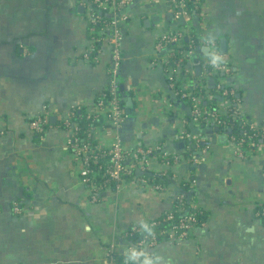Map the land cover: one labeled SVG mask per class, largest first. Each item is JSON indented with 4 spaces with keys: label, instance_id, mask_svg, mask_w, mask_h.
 <instances>
[{
    "label": "crops",
    "instance_id": "crops-1",
    "mask_svg": "<svg viewBox=\"0 0 264 264\" xmlns=\"http://www.w3.org/2000/svg\"><path fill=\"white\" fill-rule=\"evenodd\" d=\"M170 4L131 0L123 8L118 74L128 115L120 130L124 146L159 145L165 156L153 158L150 169L167 183L161 190L145 187L135 171L118 191L91 202L68 146L71 131L61 123L75 109L94 111L109 83L112 47L104 41L87 57L84 0H0V264L119 261L128 247L122 231L160 218L182 195L205 225L183 241L148 250L160 264H264V222L256 215L264 201V149L243 157L226 128L194 122L190 104L174 97L163 64H152L158 37L176 24ZM203 6L206 16L195 17L193 26L204 38L227 40V82L243 113L260 124L264 0H203ZM218 100L221 106L223 97ZM39 116L48 121L42 138L30 127ZM99 127L95 138L109 147L112 132Z\"/></svg>",
    "mask_w": 264,
    "mask_h": 264
},
{
    "label": "built area",
    "instance_id": "built-area-1",
    "mask_svg": "<svg viewBox=\"0 0 264 264\" xmlns=\"http://www.w3.org/2000/svg\"><path fill=\"white\" fill-rule=\"evenodd\" d=\"M87 5L86 16L89 23V31L91 33L90 48L87 57H92V53H98V44L108 42L112 47V65L109 68V83L106 89L101 93L99 101L93 112H88V117H103L108 122V128L112 132V142L109 147H103L100 143H91L88 141L84 145H80L78 125L70 128L71 137L68 139V146L73 152L75 161L79 165L82 182L88 187L89 200L91 202H100L101 187L105 192L112 190L110 182H117L115 189L118 191L124 184L125 176L132 175L135 171L140 175L137 180L145 187H151L161 190L163 187L155 182L150 169V161L153 158L159 159L164 157L161 147L137 146L127 149L124 146L120 130L127 119V112L122 107L121 95L119 91L120 83L118 81L119 69L122 61V26L121 22L127 19L123 14V8L131 2V0H84ZM155 1V0H153ZM195 9L198 11L196 17L203 21L206 11L202 0H192ZM171 9L175 21V27L162 33L156 43L155 53L152 64L161 63L168 71L169 84L173 95L176 99L191 103V113L194 122H212L215 125H224L225 120L222 119L221 113L230 115L234 124L241 126L240 137H235L227 130L228 139L234 143L238 155L245 157L247 154H255L257 151L264 149V121L256 124L247 118L239 107V101L233 96L236 90L228 84L230 68L224 60L225 55L221 51V47L216 39L210 44L211 38H204L198 32L193 31V19L187 9L185 0H171ZM202 23V22H201ZM174 45V46H172ZM208 47L209 54L205 55L200 52L201 48ZM210 53H215L223 57L221 66L216 67L209 61ZM195 56L194 61L193 57ZM201 67V75L196 76L195 67ZM222 73L217 84L219 95L223 97L224 103L216 106L213 102V92L209 88L207 77L211 74ZM179 78L181 79L178 82ZM177 80V81H176ZM109 99L108 102H105ZM170 106V103H167ZM74 111L72 113V117ZM71 117V118H72ZM71 119L65 123L70 124ZM104 121V122H105ZM47 119L39 116L30 122L33 132L42 138L45 135ZM248 126L249 129L244 127ZM230 129V125L226 124ZM94 129V128H93ZM95 129H99L96 127ZM91 135V141L95 138L96 131ZM184 135L191 137L188 132ZM256 137L260 139L250 140ZM196 143L205 141L200 136H193ZM106 155L108 159L105 167L95 165L100 161L101 157ZM264 176V171H263ZM101 178L103 182L97 183L95 180ZM185 204H189L185 208ZM167 213L157 219L149 221H140L131 224L122 231V238L128 242L129 237L139 232H145L141 227V223H147L151 229L160 227L163 223H169L170 226L160 228L158 231H152L151 234L145 235L141 240L133 243L128 242L127 251L121 264H138L135 260L129 259V253L132 249L148 251L155 248L160 242L168 241L176 243L191 237L196 227H203L205 221H200L198 207L189 202L183 195L180 196L172 208ZM179 213V216L175 213ZM256 215L264 222V201L257 204ZM173 222V225H172ZM142 259V258H141ZM108 264H119L114 259L109 260Z\"/></svg>",
    "mask_w": 264,
    "mask_h": 264
},
{
    "label": "trees",
    "instance_id": "trees-1",
    "mask_svg": "<svg viewBox=\"0 0 264 264\" xmlns=\"http://www.w3.org/2000/svg\"><path fill=\"white\" fill-rule=\"evenodd\" d=\"M185 1L187 3V9H188V11L191 14L190 17L194 21L195 20V17H196V14H198V11L195 9V6H194V3H193L192 0H185ZM195 28H197V27L195 26L192 29H193L194 33H197V30ZM218 43L220 45V42L219 41H218ZM172 46H174V45H172ZM195 73H196V76L197 77H199L201 75V71L198 73L197 70H196V67H195ZM222 76H223V74L220 72L219 74H216V75L215 74H211V75H209V77H207V82L209 84V88H210V90L214 94L212 100H213L214 104L219 107V109H220V104H219L218 97L220 95L218 93L219 91L217 90V84H218V80ZM180 81H181V79L179 78L178 82H180ZM119 91H120V95H121V98H122V92H121V87L120 86H119ZM233 98L236 101H239V98L236 96V94H234ZM178 100L181 101V99H178ZM97 101H99V100H97ZM108 101H109V99H106L105 100V102H108ZM187 103H189V102H187ZM121 104H122V107L126 110V108H125V102L123 101V98L121 99ZM189 104L191 105V103H189ZM221 115H222V119L225 120V122H224L225 124L224 125H218L219 128H226L235 137H237V138L240 137L241 126L239 124H234V122L232 121L230 115H227L225 113H221ZM202 124H204V122H202ZM226 124L231 126L230 129H228L226 127ZM74 125H78V127H79L78 137H79V143H80V145H84L88 141H90L91 143H93V142L94 143H99V141L97 139H93L91 141V139H92L91 138V135H92L94 129L96 127L100 128L99 126L106 127V128L109 127L108 124H105L104 118L102 116L101 117H95V116L94 117H88V113L84 109H75L74 110V115L71 118V121H70V124L69 125H67L65 122H62L61 123V126L65 127V128H68V129L72 128ZM47 126H48V122L46 124V128H47ZM244 128L245 129H249L248 126H246ZM95 131H97V129H95ZM36 136L39 137L40 135H37L36 134ZM95 136H96V134H95ZM250 140H257L258 143H261L260 139H257L256 137H253V138L249 139V141ZM107 159H108V157L106 155H104L103 157H101L100 161H98V162L95 163L96 167L101 165L102 166V170H103V166L105 167V162H106ZM124 179H125V181L131 180L132 179V175H126ZM95 181L97 183L103 182V180L101 178H97ZM155 182L157 184H160L162 187H165V185L167 183V179L164 176H162L161 178L157 177L155 179ZM116 184H117V182H115V181L110 182V185L113 188L116 187ZM100 192H101L100 201H102L103 198L106 195V192H105L104 187L103 188L101 187ZM184 207L185 208H188L189 207V204H185ZM166 213L167 212H165L162 216H164ZM175 214L179 216L180 212L179 213L176 212ZM198 218H199L200 221H205V217L203 216V213L201 211L198 213ZM172 225H173V222H172ZM168 226H170L169 223H163V224H161L160 227H157V228L151 229V230L152 231H158L160 228H165V227H168ZM147 234H149V233H147V232H139V233H136L133 236L129 237L128 242L135 243V242L141 240L142 238H144L145 235H147ZM123 258L124 257L120 258L119 264H121Z\"/></svg>",
    "mask_w": 264,
    "mask_h": 264
},
{
    "label": "clouds",
    "instance_id": "clouds-1",
    "mask_svg": "<svg viewBox=\"0 0 264 264\" xmlns=\"http://www.w3.org/2000/svg\"><path fill=\"white\" fill-rule=\"evenodd\" d=\"M213 40L214 38L210 39L208 42L211 44ZM209 61L213 66L219 67L221 66L223 57L215 53H210ZM141 227L145 232L151 234L152 230L147 223L142 222ZM129 259L137 261L138 264H160L162 258L154 253H147L143 249L140 250L132 249L129 253Z\"/></svg>",
    "mask_w": 264,
    "mask_h": 264
},
{
    "label": "water",
    "instance_id": "water-1",
    "mask_svg": "<svg viewBox=\"0 0 264 264\" xmlns=\"http://www.w3.org/2000/svg\"><path fill=\"white\" fill-rule=\"evenodd\" d=\"M220 47H221V51L223 52V53H227V40L226 39H221V41H220ZM202 50H203V52H205V54L206 55H208L209 54V48L208 47H203L202 48ZM200 69H201V67L198 65L197 67H196V70H197V72L199 73L200 72ZM238 96H240V95H238Z\"/></svg>",
    "mask_w": 264,
    "mask_h": 264
}]
</instances>
